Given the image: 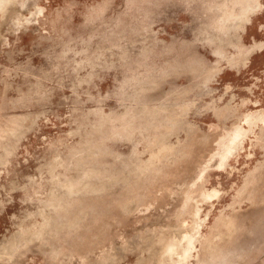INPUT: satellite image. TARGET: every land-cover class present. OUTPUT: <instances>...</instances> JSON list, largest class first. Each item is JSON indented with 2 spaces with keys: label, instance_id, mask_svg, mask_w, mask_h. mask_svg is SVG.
Segmentation results:
<instances>
[{
  "label": "rangeland",
  "instance_id": "374dc122",
  "mask_svg": "<svg viewBox=\"0 0 264 264\" xmlns=\"http://www.w3.org/2000/svg\"><path fill=\"white\" fill-rule=\"evenodd\" d=\"M0 264H264V0H1Z\"/></svg>",
  "mask_w": 264,
  "mask_h": 264
},
{
  "label": "bare ground",
  "instance_id": "6f19581e",
  "mask_svg": "<svg viewBox=\"0 0 264 264\" xmlns=\"http://www.w3.org/2000/svg\"><path fill=\"white\" fill-rule=\"evenodd\" d=\"M2 1L0 0V3H1Z\"/></svg>",
  "mask_w": 264,
  "mask_h": 264
}]
</instances>
